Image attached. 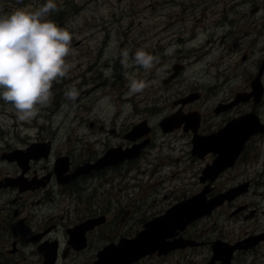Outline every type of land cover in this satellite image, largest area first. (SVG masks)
<instances>
[{
  "label": "flooded vegetation",
  "instance_id": "af4514ba",
  "mask_svg": "<svg viewBox=\"0 0 264 264\" xmlns=\"http://www.w3.org/2000/svg\"><path fill=\"white\" fill-rule=\"evenodd\" d=\"M263 64L264 57L250 85L245 82L224 97L216 99L213 93L193 90L181 95L175 111L165 116L178 118L179 124L172 131H164L162 120L158 123L164 137L176 133L181 149L174 159L179 167L166 180L194 172L200 189L193 193L181 185V190L190 194L180 196L172 182L167 194L149 204L158 207L164 202L165 208L151 215L149 207L143 206L144 214L137 215L136 207L130 208L135 205L113 202L105 196L109 184L113 185L108 178L110 171L127 177L136 168L152 165L159 154L158 134L149 120L142 121L146 132L138 138L132 135L136 124L119 129L117 121H89V129L109 132L117 139L115 143L106 141L97 158L76 151L70 139L65 142L69 149L59 150L55 136H41L43 127L37 137H28L22 145L1 149L0 264H72L78 257L83 258L82 264L110 262L113 250L106 247L138 237L153 223L152 233L165 231L169 235H155L159 238L154 240L145 237L144 254L129 264L173 260L183 264L188 256L197 255L199 248L207 252L199 264H264ZM253 81L259 83L261 93H254ZM166 143L163 140L162 147ZM33 144L38 147L32 151ZM138 144L142 147L133 157L83 170L111 149L125 151ZM156 167L153 174L159 164ZM145 188L147 192L162 191L155 184ZM200 195L210 208L208 213L199 216L202 210H197L195 218L184 225V216L195 214ZM179 207L175 215L180 224L172 227L175 215L171 213ZM204 219L210 222L200 239L194 229Z\"/></svg>",
  "mask_w": 264,
  "mask_h": 264
},
{
  "label": "rangeland",
  "instance_id": "374dc122",
  "mask_svg": "<svg viewBox=\"0 0 264 264\" xmlns=\"http://www.w3.org/2000/svg\"><path fill=\"white\" fill-rule=\"evenodd\" d=\"M46 3L47 0H0V15L19 8L36 10ZM54 3L59 10L51 11L46 18L72 33L73 54L67 57L71 68L66 78L53 84L51 102L40 108L31 121L19 120L14 106L0 99V152L8 145H22L28 137H37L43 127L41 136H55L57 148L63 147L59 150L69 149L65 142L70 139L76 151L97 158L104 152L106 141L115 143L117 139L109 132L89 129V121H117L120 129L149 120L158 134L159 154L152 165L136 168L127 177L110 171L108 178L113 185L109 184V192L105 193L107 199L135 205L130 208L136 207L137 215L141 211L144 214L143 206L149 207L151 215L165 208L164 202L158 207L149 204L167 194L172 182L180 196L185 193L181 188L198 191L200 186L194 172L192 176L179 174L173 181L166 180L179 167L174 159L180 156L181 149L176 133L164 137L158 123L175 111L176 101L187 92L203 91L219 98L245 82L250 85L264 57V0H54ZM140 49L157 58L152 69L145 70L134 63L135 53ZM168 49L171 52L165 54ZM125 52L131 65L128 68L122 63ZM246 53L248 58L244 59ZM176 64L182 65V69L167 82ZM131 79L144 80L149 86L129 96ZM71 88L79 93L74 102L65 96ZM165 139L167 143L162 147ZM157 164L159 167L153 174ZM153 184L162 191L147 192L145 186ZM209 219L196 224L194 232L198 237L207 232ZM198 251L183 264H199L207 252L206 248ZM74 263L82 264L83 258L78 257ZM170 263L174 264V260L160 264Z\"/></svg>",
  "mask_w": 264,
  "mask_h": 264
},
{
  "label": "clouds",
  "instance_id": "9594fccd",
  "mask_svg": "<svg viewBox=\"0 0 264 264\" xmlns=\"http://www.w3.org/2000/svg\"><path fill=\"white\" fill-rule=\"evenodd\" d=\"M58 10L54 0H47L36 10L19 8L0 15V99L14 106L21 121H31L51 102L53 84L66 78L71 68L67 57L73 54V35L46 18ZM155 62L157 58L146 50L136 51V65L149 70ZM122 63L125 68L131 66L126 52ZM148 86L144 80L131 79L127 95ZM78 95L75 88L65 92L73 102Z\"/></svg>",
  "mask_w": 264,
  "mask_h": 264
},
{
  "label": "water",
  "instance_id": "95a60500",
  "mask_svg": "<svg viewBox=\"0 0 264 264\" xmlns=\"http://www.w3.org/2000/svg\"><path fill=\"white\" fill-rule=\"evenodd\" d=\"M181 69H182V65H175L174 66V72L170 75V77L168 78L167 82L170 79L174 78L175 76H178V74L180 73ZM257 80H259V79L257 78ZM253 88H254V93H258V92L261 93L262 92L261 91L262 89L260 88L259 83L255 84V81L253 83ZM190 97L192 98V97H194V95H192ZM182 119H184V118H181V121H183ZM178 124H179L178 118L175 115H172L170 117L165 118L162 121V123H161V125L163 126V128L165 130L173 129ZM145 132H146L145 123H140V124H137L134 127V129L132 131V135L134 134L135 138H138V137L144 135ZM36 146L38 147L37 144H33L30 149L34 150L35 148H37ZM140 147H142V145L138 144L135 149H128V150H125V151H120V149H117V148L111 149L106 154L105 157L100 158L95 164L86 165L83 168V170H88V169H90L92 167L104 166V165H106L108 163L110 164V163H113L115 161H118V159L133 157V156H135L138 153V150H139ZM30 154H32V153H30ZM197 200H198L199 206L196 209L195 214L184 216L185 219L183 218V220H182L184 225H186L189 221H191L193 218H195V216H196V214H197V212L199 210H202L199 215H202L203 213L208 211L207 208H205V210H203L204 207H205V204H204V201L202 199V195H200L199 199H197ZM178 210H180V207L178 209H175V213H171V214L175 215ZM177 220H179V217L175 215L174 219H173V223L171 225L172 227L176 226L177 224L178 225L180 224V220L179 221H177ZM174 223H177V224L174 225ZM155 224L156 223L151 224L149 226V229L147 231H143L140 235H138V237H136L134 239H125V240L121 241L119 244L110 247V250H113V251H110V253H109V254H111L110 255L111 256L110 262H104V263L99 262L97 264H129L131 261L139 258L141 255L144 254L143 251L145 249V246H144L145 243H143V242L145 240V237L147 238L148 236H150L151 239H156V238H159V237H157L155 235H160V236L162 235L161 237L169 235V234H166L168 232H165V231H162V232H159V233H152V228L155 226Z\"/></svg>",
  "mask_w": 264,
  "mask_h": 264
}]
</instances>
